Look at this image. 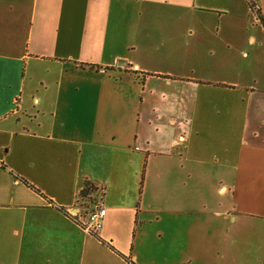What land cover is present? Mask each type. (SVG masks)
Here are the masks:
<instances>
[{
	"label": "crops",
	"instance_id": "0c3cea01",
	"mask_svg": "<svg viewBox=\"0 0 264 264\" xmlns=\"http://www.w3.org/2000/svg\"><path fill=\"white\" fill-rule=\"evenodd\" d=\"M0 264H264L248 0H0Z\"/></svg>",
	"mask_w": 264,
	"mask_h": 264
},
{
	"label": "built area",
	"instance_id": "2783aa9c",
	"mask_svg": "<svg viewBox=\"0 0 264 264\" xmlns=\"http://www.w3.org/2000/svg\"><path fill=\"white\" fill-rule=\"evenodd\" d=\"M138 149V147H135ZM83 204L79 209L70 210L69 214L76 222L80 223L83 230L90 234L96 233L100 228L102 218L105 215V208L102 205L101 199L89 201L84 199Z\"/></svg>",
	"mask_w": 264,
	"mask_h": 264
},
{
	"label": "trees",
	"instance_id": "16d2710c",
	"mask_svg": "<svg viewBox=\"0 0 264 264\" xmlns=\"http://www.w3.org/2000/svg\"><path fill=\"white\" fill-rule=\"evenodd\" d=\"M248 2H249V5H250L251 9H252L253 12H254V14L256 15V17H257V18L260 20V22L264 25V18H262V17L260 16V14H259V10H258V8H256L254 2H253L252 0H248ZM93 188H94L93 185L86 181V182L84 183V188L82 189L81 194H82V195H85V194H87L89 191H91Z\"/></svg>",
	"mask_w": 264,
	"mask_h": 264
},
{
	"label": "rangeland",
	"instance_id": "374dc122",
	"mask_svg": "<svg viewBox=\"0 0 264 264\" xmlns=\"http://www.w3.org/2000/svg\"><path fill=\"white\" fill-rule=\"evenodd\" d=\"M253 2H254V0H252ZM255 6H256V4H255ZM257 7V6H256ZM88 197L86 198V200H89V201H92L93 202V200H95L96 199V197L95 196H90V195H87Z\"/></svg>",
	"mask_w": 264,
	"mask_h": 264
}]
</instances>
